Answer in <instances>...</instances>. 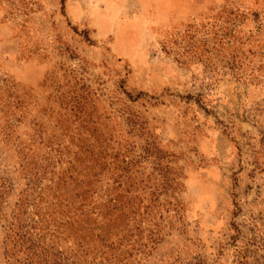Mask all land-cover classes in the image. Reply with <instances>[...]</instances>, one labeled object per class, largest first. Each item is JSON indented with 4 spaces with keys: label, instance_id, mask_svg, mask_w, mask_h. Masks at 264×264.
Listing matches in <instances>:
<instances>
[{
    "label": "rangeland",
    "instance_id": "374dc122",
    "mask_svg": "<svg viewBox=\"0 0 264 264\" xmlns=\"http://www.w3.org/2000/svg\"><path fill=\"white\" fill-rule=\"evenodd\" d=\"M0 264H264V0H0Z\"/></svg>",
    "mask_w": 264,
    "mask_h": 264
}]
</instances>
